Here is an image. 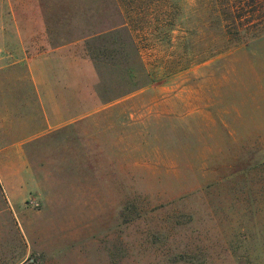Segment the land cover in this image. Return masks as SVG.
<instances>
[{
    "label": "rangeland",
    "instance_id": "rangeland-1",
    "mask_svg": "<svg viewBox=\"0 0 264 264\" xmlns=\"http://www.w3.org/2000/svg\"><path fill=\"white\" fill-rule=\"evenodd\" d=\"M224 2L10 0L0 264H264V19Z\"/></svg>",
    "mask_w": 264,
    "mask_h": 264
},
{
    "label": "crops",
    "instance_id": "crops-1",
    "mask_svg": "<svg viewBox=\"0 0 264 264\" xmlns=\"http://www.w3.org/2000/svg\"><path fill=\"white\" fill-rule=\"evenodd\" d=\"M18 28L19 25L17 24L14 14L12 13L10 8V0H0V70L3 68V66H1L3 63H7L9 61L11 63L18 62L19 61L18 59H20L21 56H23V58L25 59L26 66L29 67L30 70L36 69L34 66L37 63L38 55H34L31 57L27 55V46L25 45L24 38ZM58 48L61 49L62 45L50 50L56 51L58 50ZM48 51L49 50L43 49L41 50L40 55L45 54ZM31 84L33 85V87H35L34 91L36 95L41 93L40 95L41 97H43V101L45 104L44 107L46 108V110L43 108L42 105H41V109L43 110L42 113L46 114L45 116L43 115V120H44L43 126L45 131L58 128L62 124H65V119L67 118H65L61 112H58L56 109H54V106L56 107L55 100L52 99L48 103L45 101L46 96L44 95V93L42 94L43 90L42 88H40L42 87V85L45 84V82L40 81L38 79L36 80L32 79ZM70 118L71 120H75L79 118V115L75 114L73 116H70ZM58 121L60 122L58 123Z\"/></svg>",
    "mask_w": 264,
    "mask_h": 264
},
{
    "label": "trees",
    "instance_id": "trees-1",
    "mask_svg": "<svg viewBox=\"0 0 264 264\" xmlns=\"http://www.w3.org/2000/svg\"><path fill=\"white\" fill-rule=\"evenodd\" d=\"M229 1L230 0H225L224 7H223L224 9L223 13L225 15L227 14L228 19L227 20L225 19V22L227 24L228 23L230 24V27L233 28L235 33L236 32L239 33L240 30L244 31V29L248 30L249 26L252 27L251 28L252 30H254L253 25L251 23L248 25L249 22H253L252 21L253 16H255V18L258 19V21L259 20L262 21V19H264V0H235V1H231L232 3L231 2L229 3ZM116 13H118V15H120L122 18V14H121L122 10L120 8L118 11H116ZM135 14L138 15V11L137 12L135 11ZM123 20H124V17L119 23L109 26L108 29L109 28L111 29L122 28L123 26L126 25L125 21ZM243 20L245 21L244 24L242 22Z\"/></svg>",
    "mask_w": 264,
    "mask_h": 264
}]
</instances>
